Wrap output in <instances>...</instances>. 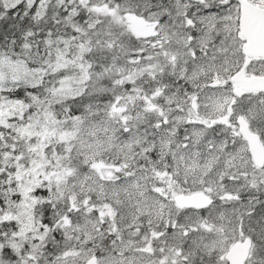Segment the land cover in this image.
<instances>
[{
  "label": "snow or ice",
  "instance_id": "snow-or-ice-1",
  "mask_svg": "<svg viewBox=\"0 0 264 264\" xmlns=\"http://www.w3.org/2000/svg\"><path fill=\"white\" fill-rule=\"evenodd\" d=\"M0 264H264V0H0Z\"/></svg>",
  "mask_w": 264,
  "mask_h": 264
}]
</instances>
